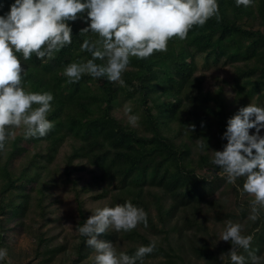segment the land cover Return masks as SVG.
I'll return each instance as SVG.
<instances>
[{"label": "trees", "instance_id": "trees-1", "mask_svg": "<svg viewBox=\"0 0 264 264\" xmlns=\"http://www.w3.org/2000/svg\"><path fill=\"white\" fill-rule=\"evenodd\" d=\"M11 2L0 0V14L8 11ZM218 13L219 19L214 16L201 26L193 25L185 39L171 38L166 51L154 52L145 59L129 57L122 73L123 87L87 74L75 83L65 82L62 69L66 64L90 58L87 51H81V42L97 39L94 33L79 32L87 24L84 19L68 22L72 43L52 57L37 59L33 54L28 60L21 59L26 70L25 90L53 94L47 115L53 127L43 137L28 138L20 129H13L0 152V247L6 248V223L18 221L26 213L34 199L32 192L38 218L43 223L48 221L45 192L54 180L49 168L52 163L73 191L78 226L88 217L73 176L82 168L92 175L90 181L102 182L96 198H105V205L129 200L144 209L147 227L137 226L144 228L145 235L136 228L131 235L138 238L139 245L148 244L147 234L163 235L153 252L145 256L144 264H183L182 250L187 247L206 264H225L219 259L223 249L210 250L198 243L196 231L204 228L207 212L213 213L216 222H239L243 234L252 236L249 251L260 256L264 264V210L258 212L255 221L248 219L250 199L239 198L243 178H237L232 187L235 209L225 213L220 198H213L216 181L224 180L214 175L220 170L209 162L207 154L199 153L195 159L192 156L200 146L195 140L202 142L205 138V127L212 126L214 134L221 137L230 106L222 87L204 90L193 63L196 57L206 65L232 67L233 113L249 103L257 104L254 99L264 106V68L236 65L258 51L264 53V0H256L247 8L237 7L235 0H218ZM126 103L131 104L140 128L117 116V109ZM63 145L69 152L59 164ZM202 170L210 171L211 179L200 174ZM207 197L210 200L205 201ZM150 207L155 211L153 217ZM174 215L176 220H171ZM114 236V231H108L101 234V239L113 241ZM85 239L79 236L76 244L78 258L90 248ZM39 240L42 256L46 257L40 264H44L55 250ZM137 246L124 252L131 255ZM225 248L226 254L231 244ZM237 252L245 256V264H250L247 252L239 248Z\"/></svg>", "mask_w": 264, "mask_h": 264}, {"label": "clouds", "instance_id": "clouds-1", "mask_svg": "<svg viewBox=\"0 0 264 264\" xmlns=\"http://www.w3.org/2000/svg\"><path fill=\"white\" fill-rule=\"evenodd\" d=\"M255 2L235 0L237 7L246 8ZM214 16L219 19L218 0H12L8 11L0 14V152L13 129H20L28 138L43 137L53 127L47 119L53 94L25 90L26 70L21 59L28 60L33 54L37 59L50 58L71 44L69 21L86 20L79 32L94 33L97 39L85 38L81 42V51H87L90 58L66 64L62 69L65 82L75 83L87 74L123 87L122 73L129 65V57L145 59L154 52L166 51L171 38L185 39L193 25L201 26ZM124 113L127 122L135 126L138 117L129 107L124 108ZM261 130L264 106L249 103L226 118L221 134L226 143L221 150H209L205 141L201 145L211 153L209 162L220 170L226 183L243 178L240 192L251 197L248 219L253 221L264 210ZM91 213L76 231L86 237L85 245L93 250V264H144L145 256L156 248L158 237H153L129 255L117 251L112 241L100 238L110 227L116 232H129L137 225L147 227V213L142 207L125 200L122 204L96 207ZM219 240L231 244L226 254H220L221 261L227 256V264H245V256L237 252L239 248L248 253L250 264H261L262 258L249 251L252 236L243 234L239 222L225 221ZM7 256V249L0 247V264H10Z\"/></svg>", "mask_w": 264, "mask_h": 264}, {"label": "rangeland", "instance_id": "rangeland-1", "mask_svg": "<svg viewBox=\"0 0 264 264\" xmlns=\"http://www.w3.org/2000/svg\"><path fill=\"white\" fill-rule=\"evenodd\" d=\"M193 63L196 64L199 70L198 75L201 77V84L204 90L214 91L218 87H222L225 101L230 105L229 108H227V111H229L228 117H230L234 114L233 111L236 107V104L232 102V67L230 65H214L212 63L206 65V62L198 57L193 60ZM246 64L255 65L259 67V69L264 68V53L258 51L248 59L240 60L236 63V65L242 67ZM253 102H257V105L262 106V102H259L257 99H254ZM125 107L131 108V104H123L122 107L117 109V116L119 118H126L124 113ZM136 127L140 128L138 125H136ZM204 129L206 135L203 141L195 140L196 144L200 146L192 155L194 159L197 158L196 155L199 153L207 154L208 157H210L211 153L206 148H201L204 141L209 150H221L222 148L223 140L221 137L214 134V128L210 126L205 127ZM252 131V129L249 130L250 134ZM261 131L264 132V130ZM22 146L26 147V144L22 143ZM68 152L69 147L63 145L58 153L59 164H62V161ZM18 160L19 158L14 160L15 165ZM49 168L54 178L49 189L45 192L47 194L45 200L47 202L45 214L49 219L48 221H46V219L43 223L42 220L38 218L36 197L34 192H32L31 196L34 199L31 200L30 207L26 213L18 221H10L5 225L7 230L4 231V246L8 252L7 260L10 264H40L41 259L46 258L42 256L43 249L39 247V239L42 238L43 245L47 243L55 250L49 255V260L47 262L45 261L44 264H93L92 256L94 255V252L91 248L88 250L86 249L83 258H78L76 252V244L78 243L80 235L76 231L79 219L75 211L73 191L71 190L70 185L63 180L62 175L54 170V165L52 163L49 164ZM200 174H205L208 176V179H211L212 174L210 171L206 172L205 170H202ZM214 175H217L219 178H224L223 175L219 173H215ZM73 176L77 180L76 187L79 190V198L82 201L83 208L88 212L89 217L96 207H102L106 203L105 198H96L102 190V182L90 181L92 175L86 171V168L80 169V171ZM233 184L226 183L225 179L222 181L217 180L215 184L217 189L214 192L213 198H220L225 213L230 211V208L235 209V197L232 188L234 186ZM209 198L210 197H207L205 201L210 200ZM239 198L244 200L249 198L251 200V197L248 194H240ZM150 215L151 217L155 215L153 207H150ZM202 216L203 215H200L198 218L201 221ZM204 216L208 219L204 222V228L196 231L198 243L209 247L210 250H212L213 247L221 248L224 250L222 253H224L226 250L225 247H228L229 242L219 240V233L223 229L225 221L216 222L213 218V213L208 214L207 212ZM174 219L176 220V215H174L171 220ZM136 229H138L141 234L145 235L144 228H139L137 226ZM108 231L114 230L110 227L105 232ZM131 231H114L115 236L112 242L116 246L117 251H125L132 245L140 244L138 238L131 235ZM130 235L132 239L129 238ZM147 236L149 239L158 237V242L163 238V235L159 237L152 233L147 234ZM172 236L174 238L177 237L176 235ZM182 262L183 264H206L204 261L197 259L188 247L186 250H182ZM222 262L227 264L226 256Z\"/></svg>", "mask_w": 264, "mask_h": 264}]
</instances>
